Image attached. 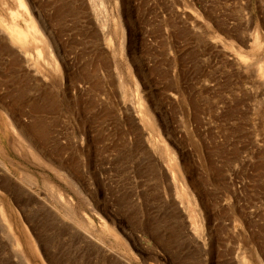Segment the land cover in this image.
<instances>
[{"label":"rangeland","instance_id":"374dc122","mask_svg":"<svg viewBox=\"0 0 264 264\" xmlns=\"http://www.w3.org/2000/svg\"><path fill=\"white\" fill-rule=\"evenodd\" d=\"M103 1L111 40L67 14L57 67L0 44V264H264V0Z\"/></svg>","mask_w":264,"mask_h":264},{"label":"bare ground","instance_id":"6f19581e","mask_svg":"<svg viewBox=\"0 0 264 264\" xmlns=\"http://www.w3.org/2000/svg\"><path fill=\"white\" fill-rule=\"evenodd\" d=\"M18 1L26 9L25 16L17 14L16 8L13 5V0H0V44L3 45L4 48L7 47L9 50H11L12 55L16 56V58L20 61L19 63L22 66L32 68L33 72L36 74L38 72L35 69L36 60H35L34 55H36L37 58H41L40 57L41 56V49H40L39 45L36 46V48H34L35 51H33V52H35V54H33L30 50V46H29L30 43L35 42V41L36 42L40 41L39 43H42V46L45 44L47 46V50L49 51V54L51 57L49 58V61L42 57V60H44L43 62H45L46 65L49 64L48 66H50V64H53L57 67V61L55 60L56 57L54 55L60 56V54H61L60 49H62V51H64V53H65V50L63 49V47L60 48V43H59V37L61 36V34L59 32L63 31V28H61V30L59 32H57V30H58L57 28L59 26L62 27V25H63V27L68 26V24H67V22H65V20L63 21V23H61V19L64 18L67 14H70V13L80 14L85 19L84 21L92 27V25H93L92 16H91V10H92L93 11L92 13H95L96 16L100 17V24H99L100 31L99 32L102 35L103 40L106 43L111 40L110 36L107 34V25H108L109 18L105 15L101 17L102 14H100V11H102V8L105 9L103 0H65L67 2V5H66V2L64 0H62L63 5H66V8H67L66 10H69L67 13H65L66 11L60 12L57 10L56 6L53 4L55 2V0H43V1H46L45 3L49 4V6H50L48 8V11H45L44 14L42 13V11L39 7V6H42L41 3L39 5V4H37V2L34 3L31 0H18ZM30 1L32 3H30ZM52 1H54V2L52 3ZM42 4H44V3H42ZM45 6L46 5H44V7ZM44 10H46V9H44ZM104 12H106V11H104ZM36 13H37V16H36L37 18L34 16ZM52 17H55V19ZM111 17H113V16H111ZM53 19H54V21L56 20L55 23H51V20H53ZM93 19L96 21L98 18L94 17ZM36 20H37V23H36ZM115 23H116V21H115ZM1 51H2V49L0 48V52ZM64 53H63V55H64ZM95 54H96V52H95ZM170 55H171V51H170V47H169L168 52H167V56H168L167 60L170 59ZM87 72H91V69L88 68ZM103 74H105V72H103ZM260 74L264 75V70L261 69ZM12 80H13V77L11 75H8L7 73H5V74L0 73V81L1 82L7 83V82H11ZM35 84H36V82L31 87L33 88ZM7 88H9V87H7ZM11 88L6 89L7 90L6 93H9L11 95V98H10L11 106H13L12 108L15 109L14 112H13V109L10 110L11 115L14 116L15 111H21L24 108H26L25 110H27L28 112L35 111L36 112V115H35L36 120L41 124L44 123L43 122L44 121V115L42 114V111L45 110L44 105L43 104H38V105L26 104L27 99H30V98H28L29 93H30L28 90V87L24 84L19 83L18 85L17 84L12 85ZM137 99H140V98L138 97ZM6 104H9V103H6ZM137 106H138L137 112L139 114V112H141L143 110L140 101H137ZM17 114H19V116H20V114H22V113L17 112ZM28 126L29 125H27V127ZM35 132L37 134H41L42 133L41 126H38V127L36 126ZM23 134L25 135L26 139L28 141H30L29 143H32L33 145H35L34 142L38 140V138H36L37 135H36V137L31 135L30 136L31 138H30L25 133H23ZM165 147H167V146L165 145ZM169 151H167V152H169ZM169 154H170V152H169ZM166 155H168V154L166 153ZM169 157H171V156H169ZM167 162H168V160H167ZM0 165L3 166L4 169H6V171H9L8 166L2 160H0ZM172 173H174V172H172ZM67 176H68V174H67ZM185 183H183V184L181 183V184L184 185ZM178 186H180V185L178 184ZM176 190L178 191V189H176ZM183 191H185V190H183ZM182 193H184V192H182ZM190 194H192V193H190ZM178 195H179V193H178ZM185 195H184V197H185ZM186 198H188V197H186ZM194 198H193V200H194ZM191 201H192V199H191ZM181 202H182V200H181ZM186 202H189V201H186ZM189 204H190V202H189ZM192 205H194V203ZM195 205H194V207H195ZM189 207H190V205H189ZM190 211H192V210L190 209ZM194 213H196V212H194ZM72 214L73 213L71 212V215ZM196 215L191 213L189 216V218L191 220L192 230L195 234H197L199 227L202 225L201 224L202 220L199 219L200 220L199 221L198 218L196 217ZM200 216L202 218V215H200ZM198 236H199V234H198ZM252 261H250L249 259H246L244 261V264H252Z\"/></svg>","mask_w":264,"mask_h":264}]
</instances>
